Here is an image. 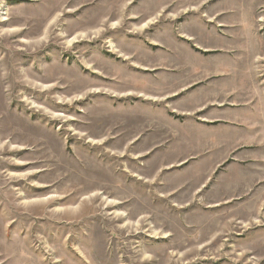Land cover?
I'll list each match as a JSON object with an SVG mask.
<instances>
[{
    "label": "rangeland",
    "instance_id": "obj_1",
    "mask_svg": "<svg viewBox=\"0 0 264 264\" xmlns=\"http://www.w3.org/2000/svg\"><path fill=\"white\" fill-rule=\"evenodd\" d=\"M0 264H264V0H0Z\"/></svg>",
    "mask_w": 264,
    "mask_h": 264
},
{
    "label": "bare ground",
    "instance_id": "obj_2",
    "mask_svg": "<svg viewBox=\"0 0 264 264\" xmlns=\"http://www.w3.org/2000/svg\"><path fill=\"white\" fill-rule=\"evenodd\" d=\"M12 147H14V148L16 147L17 148V147H20V146L18 144L17 145L15 144V145H12Z\"/></svg>",
    "mask_w": 264,
    "mask_h": 264
}]
</instances>
